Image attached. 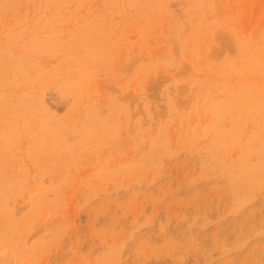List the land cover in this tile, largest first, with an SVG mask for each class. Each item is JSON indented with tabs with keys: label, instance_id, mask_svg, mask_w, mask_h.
I'll return each instance as SVG.
<instances>
[{
	"label": "rangeland",
	"instance_id": "1",
	"mask_svg": "<svg viewBox=\"0 0 264 264\" xmlns=\"http://www.w3.org/2000/svg\"><path fill=\"white\" fill-rule=\"evenodd\" d=\"M0 264H264V0H0Z\"/></svg>",
	"mask_w": 264,
	"mask_h": 264
}]
</instances>
